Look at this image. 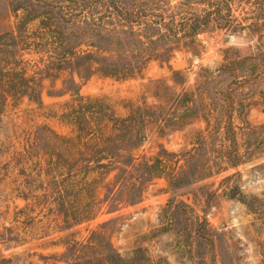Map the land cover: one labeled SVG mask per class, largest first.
Listing matches in <instances>:
<instances>
[{
  "label": "rangeland",
  "instance_id": "rangeland-1",
  "mask_svg": "<svg viewBox=\"0 0 264 264\" xmlns=\"http://www.w3.org/2000/svg\"><path fill=\"white\" fill-rule=\"evenodd\" d=\"M0 264H264V0H0Z\"/></svg>",
  "mask_w": 264,
  "mask_h": 264
},
{
  "label": "trees",
  "instance_id": "trees-1",
  "mask_svg": "<svg viewBox=\"0 0 264 264\" xmlns=\"http://www.w3.org/2000/svg\"><path fill=\"white\" fill-rule=\"evenodd\" d=\"M115 13L116 12L110 13V14H112L111 16L113 17V15ZM99 19H101L99 21V24L105 23L104 19H102V18H99ZM99 19H95L94 20L95 22H93V24L94 25L98 24V23H96V21ZM120 22H121L120 26L125 27L126 26L125 22H127V16H125L123 18L121 17ZM151 42H154V41L151 40ZM122 55H125V54H122ZM75 56H76L77 60L85 62V65H87L90 68L91 74L101 72V73H104L106 75H113V76H117L119 78H126V77H132V76L136 75L137 73L141 72V68H133L130 65H127L125 67L118 69L111 61H109V59H111L112 55L105 56V55H103L102 52H99V51H82L81 53H75ZM165 56H166L165 53H160V52L147 53L146 55H144V61H147V60L152 59V58L163 60L162 58ZM168 56L170 57L171 55L168 54ZM124 57L126 59L127 55ZM65 59L69 62L72 60V57L68 58V59L65 58ZM103 61H109L112 63V65L107 64L106 66H103V64H102ZM52 166H54V164Z\"/></svg>",
  "mask_w": 264,
  "mask_h": 264
}]
</instances>
